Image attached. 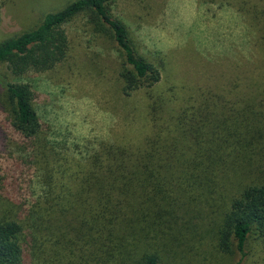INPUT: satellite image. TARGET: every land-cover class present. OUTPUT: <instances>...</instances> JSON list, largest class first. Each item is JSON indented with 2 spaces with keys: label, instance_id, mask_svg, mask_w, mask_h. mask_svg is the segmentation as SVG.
Masks as SVG:
<instances>
[{
  "label": "trees",
  "instance_id": "trees-1",
  "mask_svg": "<svg viewBox=\"0 0 264 264\" xmlns=\"http://www.w3.org/2000/svg\"><path fill=\"white\" fill-rule=\"evenodd\" d=\"M116 1L75 0L0 43V64L10 74H0V105L40 158L47 146L35 92L11 77L64 62L70 50L64 27L75 18L85 15L94 33L114 40L124 60V95L151 91L161 80V70L139 54L126 24L113 15ZM1 14L0 2V23ZM258 71L239 79L237 91L209 89L168 124H159L162 94L150 92L156 133L145 146L103 144L70 173L68 185H57L68 172L59 179L50 174L45 198L28 207L10 201L0 217V264H160L163 240L194 212L213 217L222 253L245 256L249 238L264 239L263 62Z\"/></svg>",
  "mask_w": 264,
  "mask_h": 264
},
{
  "label": "rangeland",
  "instance_id": "rangeland-1",
  "mask_svg": "<svg viewBox=\"0 0 264 264\" xmlns=\"http://www.w3.org/2000/svg\"><path fill=\"white\" fill-rule=\"evenodd\" d=\"M73 1L0 0V43L35 29ZM112 13L126 24L139 54L161 70L160 82L151 91L124 95V60L114 40L94 33L85 15L65 25L70 50L64 62L46 73L11 77L35 92L47 146L43 158L25 144L0 105V217L7 216L10 201L28 207L45 198L50 174L59 179L68 172L57 183L68 185L70 173L77 174L84 158L103 144L145 146L156 133L150 92L162 94L159 124H168L209 89L239 90L236 82L264 63V0H117ZM0 74L10 75L7 66L0 64ZM205 215L187 216L182 229L163 240L160 264H264V239L249 238L245 256L224 254L213 217Z\"/></svg>",
  "mask_w": 264,
  "mask_h": 264
}]
</instances>
